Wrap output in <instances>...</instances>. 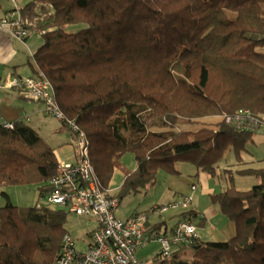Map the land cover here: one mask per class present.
<instances>
[{
  "label": "trees",
  "instance_id": "16d2710c",
  "mask_svg": "<svg viewBox=\"0 0 264 264\" xmlns=\"http://www.w3.org/2000/svg\"><path fill=\"white\" fill-rule=\"evenodd\" d=\"M20 9L43 39L33 76L49 82L56 106L84 132L101 185L108 188L118 159L133 155L120 201L148 191L159 172L176 175L175 163L214 176L228 150L242 162L255 133L205 120L242 110L264 120V54L255 52L264 46V0H32ZM76 24L86 28L64 31ZM13 123L0 126V187L35 185L44 198L57 169L54 150L24 122ZM180 123L201 128L150 131ZM236 173L259 183L209 196L235 236L173 249L175 264H264V170ZM182 215L199 218L193 210ZM67 216L45 206L1 207L0 264H54ZM163 259L158 254L154 263Z\"/></svg>",
  "mask_w": 264,
  "mask_h": 264
},
{
  "label": "rangeland",
  "instance_id": "374dc122",
  "mask_svg": "<svg viewBox=\"0 0 264 264\" xmlns=\"http://www.w3.org/2000/svg\"><path fill=\"white\" fill-rule=\"evenodd\" d=\"M16 1L18 5H20V2L22 3L21 6H25L32 0ZM5 3L9 5L7 0H5ZM85 28L86 25L84 24L68 25L64 28V31L69 34H74ZM28 38L27 46L31 52L36 51L43 43L42 36L35 32L31 31ZM255 52L264 54V46L256 47ZM18 73L22 75L23 79H25L27 75L32 74L30 70L29 72L20 71ZM6 74H8V72L0 68V77H4L3 79L6 80ZM12 77L14 76H10V78ZM37 103L40 102L19 97L14 91L0 90L1 111L3 109V111L6 112L20 113L22 115L21 117H23V122L36 131H38V126L41 125L43 131L42 135L47 139V144L56 152L57 159L65 163H75L74 157L77 149L74 135L66 128L60 130L61 123L45 112L43 104H41L42 112L33 115L32 106ZM222 116L223 115L206 119L205 122L214 125L222 120ZM200 128V124L180 123L176 128L151 127L150 131L161 132L173 130L195 132ZM232 129L235 130L234 128ZM241 158L242 162L238 163L235 160L232 149L228 150L223 159L215 167L216 173L214 176L207 175L197 170L189 163H175V169L178 172L176 175H168L164 172H159L157 175V183L148 191L124 196L120 201V210L117 212V216L120 220L124 221L131 215L150 214L156 205L165 206L169 200L178 203L182 201L183 197H188L191 198V202L187 208L180 207L176 210H169L162 216L167 222L168 228L170 229L174 224H177V217L178 220L181 217L185 219V216L182 215L184 212L191 209L198 210L200 214L207 218V221L206 224H204L205 221L202 223L200 217L193 221L192 219L190 220L195 227L197 235H199L203 241H228L235 236L234 224L227 221L225 217L220 214L218 206L212 204L209 196L221 193L230 186H233L239 191H247L258 185L259 181L254 175H240L237 174L236 171L243 169L264 170V134L262 132H256L253 135L252 140L247 143L245 151L241 154ZM135 168L136 163L133 155L130 152L125 153L116 161L108 188L118 195L125 175L134 171ZM227 170H229V172ZM200 174H204L206 176L205 179H202V175ZM192 186L195 187L194 191L191 190ZM37 188L38 187L35 185L1 186L0 208L4 207L9 202L18 207L45 206L59 209L58 206L50 204L47 197L39 198ZM160 220L161 218H159V216H150L148 223L155 224L156 222H160ZM94 227V221L78 219L70 215L66 217L64 226L65 230L69 232L74 239H79L78 236L80 237L83 235L82 233ZM172 230L168 232V235L172 233ZM143 247L142 250L137 252L139 260L144 264H155L154 258L160 251L158 242L151 240ZM76 249L79 251L86 250L83 243H79ZM182 252V257L185 260L190 259L189 257L192 254L190 247L187 246ZM163 261V264H175L178 259L164 258Z\"/></svg>",
  "mask_w": 264,
  "mask_h": 264
},
{
  "label": "built area",
  "instance_id": "2783aa9c",
  "mask_svg": "<svg viewBox=\"0 0 264 264\" xmlns=\"http://www.w3.org/2000/svg\"><path fill=\"white\" fill-rule=\"evenodd\" d=\"M9 1L13 8L2 17L0 27L12 37L24 40L31 32L32 22L22 14L16 0ZM36 33L41 35L40 32ZM0 90L14 91L20 97L41 102L45 112L68 129L76 141L75 163H65L57 159L56 173L48 182L50 192L46 197L50 204L58 206L70 216L91 218L96 227L91 232L90 247L83 253L76 251L74 238L66 233L54 264H143L136 259L135 253L146 241H157L160 256L169 258L173 249L197 239L193 219L190 221L187 217L186 220L179 218L169 236L154 232L148 224L150 216L162 217L169 210L187 208L191 202L188 197H183L178 203L156 206L150 214L133 215L128 221L123 222L115 217L120 200L114 191L103 187L97 179L90 162L88 141L84 132L74 121L66 119L56 106L53 89L46 79L41 76L25 79L14 77L0 81ZM222 121L236 131L264 134V120L253 116L247 110L234 115H223ZM0 126L11 130L14 123L6 122L0 117ZM191 190L194 191L195 187Z\"/></svg>",
  "mask_w": 264,
  "mask_h": 264
},
{
  "label": "crops",
  "instance_id": "0c3cea01",
  "mask_svg": "<svg viewBox=\"0 0 264 264\" xmlns=\"http://www.w3.org/2000/svg\"><path fill=\"white\" fill-rule=\"evenodd\" d=\"M9 5L5 3V0H0V20L2 19V17L5 15L6 12L10 11L12 8H13V5H11L12 3L7 0ZM19 2V1H18ZM11 3V4H10ZM17 3V1H16ZM20 5H18V7L22 8L24 6H21L22 3L19 2ZM29 37V36H28ZM26 38L24 40H18L14 37H12L10 35V33L6 30H3L1 27H0V68L3 69V71H6L8 72V74H6V80L8 79H12L14 77H20V78H23L22 75H20L18 72L20 71H25V72H30L32 73V70H31V67H30V64L33 62L32 60V57H33V54L35 53V51L31 52L29 49H28V40L29 38ZM10 76H14L12 78H10ZM33 76V73L30 74V75H27L26 77H31ZM4 77H0V81H4L5 79H3ZM20 97V96H19ZM42 103H37L36 105H33L32 106V109H33V115L37 114V113H40L42 112ZM44 107V105H43ZM33 115H32V118H33ZM22 115L20 113H13V112H6V111H1L0 109V117L6 121V122H9V123H13V122H16V121H19V120H23V117H21ZM29 120V119H28ZM24 121V120H23ZM35 122V121H34ZM38 131L37 134L46 142L48 143L47 139H45L44 135L43 134V131H42V127L41 125L38 126ZM32 128V127H31ZM33 129V128H32ZM62 129H65L64 127H62L61 125V128L60 130ZM34 130V129H33ZM41 130V131H40ZM41 132V133H39ZM49 145V144H48ZM54 150V149H53ZM54 154L56 155V152L54 151ZM76 158V156L74 157V159ZM73 159V160H74ZM202 175V179H205V175L204 174H200ZM194 187V186H192ZM191 187V188H192ZM170 202H172L171 200L167 201L166 205L169 204ZM157 206V205H156ZM160 206V205H159ZM119 210H120V205H119ZM118 210V211H119ZM192 210V209H191ZM117 211V212H118ZM197 213V215L199 217H202L203 215L200 214L198 212V210H193ZM117 212L115 214V217L120 220L117 216ZM179 214V213H178ZM133 215L129 216L127 219H125L124 221H128ZM204 217V221L202 223L206 224V221H207V218ZM161 218L160 222H156L155 224H160V230L157 231L158 234H161L163 235L164 234V230L166 233V236H169L168 235V232L173 229V227H171L170 229L168 228L167 226V222L165 221V219H163L162 217H159ZM78 219H84V220H87V221H94L92 220L91 218H86V217H83V218H78ZM149 220V218H148ZM120 221H123V220H120ZM123 221V222H124ZM178 221V217H177V220ZM95 223V222H94ZM177 223V222H176ZM150 226L151 225H155V224H150L148 223ZM95 227H96V224H95ZM94 227V228H95ZM94 228H91L90 230L88 231H85L84 233H82L83 235H81L80 237L78 236L79 239H74L75 241V249H76V246L79 244V243H83V246L86 248L85 251H87V249L90 247V244H91V240H90V236H91V232L93 231ZM68 234H70L69 232H67ZM195 234H196V237L198 238L199 241L201 242H208L209 240H202L201 237L199 235H197L196 233V230H195ZM71 235V234H70ZM73 237V236H72ZM74 238V237H73ZM151 241V240H149ZM149 241H146L145 243H143V245L136 251L135 253V257L139 260L138 258V254L137 252L142 250V248H144L143 246L149 242ZM78 242V243H76ZM77 244V245H76ZM160 247V246H159ZM76 251L78 252H85V251H79L76 249ZM160 254V251L159 253H157L156 255ZM140 261V260H139ZM141 262V261H140ZM143 263V262H141ZM144 264V263H143Z\"/></svg>",
  "mask_w": 264,
  "mask_h": 264
}]
</instances>
